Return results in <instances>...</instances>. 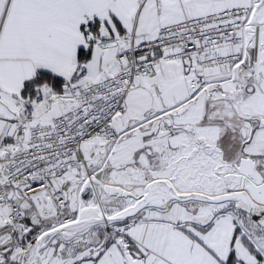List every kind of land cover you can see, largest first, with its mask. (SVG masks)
Masks as SVG:
<instances>
[{
    "label": "snow or ice",
    "instance_id": "snow-or-ice-1",
    "mask_svg": "<svg viewBox=\"0 0 264 264\" xmlns=\"http://www.w3.org/2000/svg\"><path fill=\"white\" fill-rule=\"evenodd\" d=\"M0 264H264V0H0Z\"/></svg>",
    "mask_w": 264,
    "mask_h": 264
}]
</instances>
